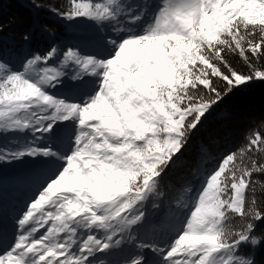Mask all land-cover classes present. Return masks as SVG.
<instances>
[{
  "label": "snow or ice",
  "instance_id": "obj_1",
  "mask_svg": "<svg viewBox=\"0 0 264 264\" xmlns=\"http://www.w3.org/2000/svg\"><path fill=\"white\" fill-rule=\"evenodd\" d=\"M69 3L53 11L92 23L88 38L19 67L0 58V164L29 162L22 178L34 187L23 209L0 203V264H260L264 239L254 233L264 212L252 177L264 164L241 167L226 154L187 189L178 230L169 208L146 205L214 108L264 82L253 63L264 57V0ZM228 53L252 71L235 69ZM254 150L264 151L258 131ZM233 213L245 221L238 230L228 227Z\"/></svg>",
  "mask_w": 264,
  "mask_h": 264
},
{
  "label": "trees",
  "instance_id": "obj_2",
  "mask_svg": "<svg viewBox=\"0 0 264 264\" xmlns=\"http://www.w3.org/2000/svg\"><path fill=\"white\" fill-rule=\"evenodd\" d=\"M69 5V0H0V58L20 64L33 53L43 55L53 45L61 49L72 46L69 37L75 28L53 11L63 12ZM26 35L30 36L27 41ZM226 59L240 72L249 74L252 71L238 54L228 53ZM253 63L264 69V57L253 58ZM257 131L264 136V82L260 81L227 96L208 115L203 126H198V130L188 136L181 149L183 157L171 169H166L163 176L164 191L167 190L164 200L174 206L185 203L191 195L187 189H192V184H202L228 153H237V164L241 167H251L253 161L257 165L264 164V151H247L248 139ZM241 148L245 149L243 153L239 152ZM252 179L259 182L254 185V207L264 212V174L254 173ZM252 198L253 192L247 191L246 210L253 207ZM172 215L176 216L173 212ZM230 216V230L244 225L245 221L238 215ZM254 235L264 239V222H258ZM252 251L250 246L241 248L243 254ZM256 258L264 264V247L256 252Z\"/></svg>",
  "mask_w": 264,
  "mask_h": 264
},
{
  "label": "rangeland",
  "instance_id": "obj_3",
  "mask_svg": "<svg viewBox=\"0 0 264 264\" xmlns=\"http://www.w3.org/2000/svg\"><path fill=\"white\" fill-rule=\"evenodd\" d=\"M69 8L70 5L68 6V9ZM69 23L75 28V31L72 32V34L69 37V39H72L71 42L72 45L88 38V36L95 31L94 25L84 19L69 21ZM51 63L55 64L56 61L54 60ZM19 65L20 64H16L17 67H19ZM28 166H29V162H25V163L13 162V163L0 164V203H2L4 206H6L9 209H13V208L17 210L23 209L25 203L33 196L34 193L33 185L29 181L22 178L26 173ZM165 173L162 174V176L159 178L161 182L159 184L158 191L159 193H161V195L159 196L154 195L147 202L146 212L155 213L158 209L154 206L162 205V208L159 210H162L163 208H169L168 219L169 222H171L169 226L175 225L176 229L178 230L179 225L177 221L180 219V217L177 215L176 216L172 215V212L175 213L177 206H174L173 204L171 205L164 200L165 192L167 190L164 191V184L162 180L165 179V177H163ZM200 186L201 184L198 183L192 184V189L198 190ZM188 198H186L184 200L185 203L182 202L179 207H183L185 204L189 203ZM44 231H45L44 228L39 229L37 235L42 234ZM152 238L159 239L160 233L157 232ZM11 239H12L11 229H9L7 240L10 242Z\"/></svg>",
  "mask_w": 264,
  "mask_h": 264
}]
</instances>
